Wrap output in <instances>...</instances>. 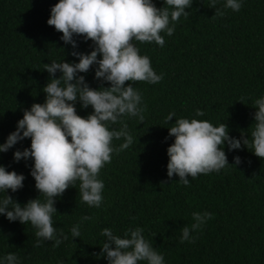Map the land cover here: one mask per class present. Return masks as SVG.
I'll use <instances>...</instances> for the list:
<instances>
[{
	"label": "trees",
	"instance_id": "1",
	"mask_svg": "<svg viewBox=\"0 0 264 264\" xmlns=\"http://www.w3.org/2000/svg\"><path fill=\"white\" fill-rule=\"evenodd\" d=\"M56 3L0 0V144L15 131L26 109L44 103L42 89L50 79L44 64L64 59L78 62L71 55L74 49L61 41L62 33L47 24ZM153 3L157 8L165 6L163 0ZM222 3L218 0L216 8L223 15H216L211 0H194L187 19L180 18L173 35L161 33L163 47L133 41L163 79L157 84L133 82L142 95L145 119L125 117L134 143L113 154L101 169L102 206L82 203L78 182L57 198L53 227L69 237L59 247L51 241L34 246L36 230L30 224L0 216V256L15 253L21 264H107L101 256L102 229L123 237L129 228L140 227L165 264H264V160L253 155L251 148L228 151L225 147L230 166L195 179L189 176L188 186L178 176H167L166 150L174 142L167 128L175 119L207 120L214 126L223 122L230 137L239 139L241 133L250 136L255 122L253 101L264 95V0H243L238 12L224 9ZM74 39L75 51L93 50L91 40ZM94 69L80 75L98 89L101 82L94 78ZM61 75L57 72L54 78ZM75 107L82 118L93 111L79 102ZM197 109L204 115L196 116ZM170 112L175 116L165 123ZM111 127L118 130L120 125ZM121 142L113 140V145ZM30 143L25 139L0 153V165L25 177L22 189L7 193L21 205L41 195L30 175L33 162L13 159L15 151L29 148ZM236 156L242 161L238 166ZM40 199L43 202L44 197ZM194 212H208L212 218L190 232L194 242L181 243L180 229L194 223ZM85 216L91 219L81 223ZM78 223L81 236L73 240L70 229Z\"/></svg>",
	"mask_w": 264,
	"mask_h": 264
},
{
	"label": "clouds",
	"instance_id": "2",
	"mask_svg": "<svg viewBox=\"0 0 264 264\" xmlns=\"http://www.w3.org/2000/svg\"><path fill=\"white\" fill-rule=\"evenodd\" d=\"M194 0H163L165 5L157 8L153 0H58L50 9L49 26L62 33L61 41L70 45L71 55L78 62L51 61L45 65L50 74L49 82L42 89L46 98L43 104L34 103L26 109L16 129L0 144V153H6L19 142L30 139V147L13 153L15 162L31 160L30 175L35 188L44 197L29 200L21 205L15 202L8 191L16 193L23 188L24 175L7 171L0 165V216L9 222L30 224L35 231V245L54 242L59 247L69 239L68 235L53 227L52 217L57 213V198L79 184V198L88 207L100 208L103 204L104 183L99 179L101 169L111 162L113 154L119 153L134 143L125 117L143 122L145 106L142 95L133 82L157 84L163 74H157L147 55H140L133 41L153 43L163 47L161 33L171 37L181 17L187 19ZM218 0H211L216 15H223L216 8ZM243 0H223L222 7L238 12ZM74 37H83L93 43L88 53L75 51L78 43ZM98 57H100L98 59ZM94 69V78L101 82L98 89L91 88L81 73ZM62 75L54 78L56 73ZM126 82H131L125 86ZM104 83L110 87H103ZM243 99V98H242ZM92 113L86 118L77 114L76 103ZM254 123L249 128L250 136L241 133L239 139L230 137L225 123L214 126L207 120L178 118L168 127L169 137L174 142L167 148V176L179 177V182L188 186L187 177L195 179L199 174L219 173L228 164V151L252 149L253 155L264 160V95L253 101ZM196 116L204 113L197 109ZM175 116L170 112L165 123ZM119 124V129L112 125ZM248 130V132H249ZM247 132V133H248ZM167 139V138H166ZM113 140L122 141L118 147ZM234 165L242 163L236 156ZM233 167V166H232ZM212 214L192 213L194 223L180 229V242H194L190 232H196ZM91 219L82 217L83 221ZM74 239L81 236L80 224L70 229ZM104 238L100 247L101 256L107 264H165L159 253L143 236V229L129 228L123 237L109 228L102 229ZM0 264H21L15 253L0 256Z\"/></svg>",
	"mask_w": 264,
	"mask_h": 264
}]
</instances>
